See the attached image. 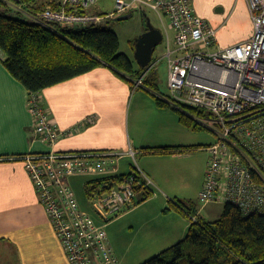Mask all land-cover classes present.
Returning a JSON list of instances; mask_svg holds the SVG:
<instances>
[{"label": "built area", "instance_id": "obj_1", "mask_svg": "<svg viewBox=\"0 0 264 264\" xmlns=\"http://www.w3.org/2000/svg\"><path fill=\"white\" fill-rule=\"evenodd\" d=\"M52 1L59 8H47L38 18L31 17L34 22L74 29L102 25L145 8L156 13L164 27L163 59L173 107L201 126L218 130L216 141L205 148L209 158L200 201L230 203L244 215L264 214V0H245L253 35L226 48H215L217 29L197 14L193 0H113L115 10L107 14L90 12L100 0ZM156 65L152 60L143 70L135 89L144 86ZM28 107L42 142L53 147L67 135L48 118L39 94L29 97ZM189 111H195L196 118ZM21 159L69 263L118 264L105 226L135 206L138 188L153 189L146 173L135 165L130 175L114 177L104 185L108 191L90 199L92 211L103 222L98 225L80 207L69 180L82 175L115 176L112 154L52 152Z\"/></svg>", "mask_w": 264, "mask_h": 264}, {"label": "crops", "instance_id": "obj_2", "mask_svg": "<svg viewBox=\"0 0 264 264\" xmlns=\"http://www.w3.org/2000/svg\"><path fill=\"white\" fill-rule=\"evenodd\" d=\"M193 4L197 14L217 29L215 48L233 46L252 37L254 27L245 0H193ZM4 59L0 51V264H70L21 159L30 154L104 152L112 154L117 174L125 175L138 165L153 181L154 195L105 229L116 225L120 218L142 213L144 225L154 224L155 233L148 235L146 242L152 257L185 239L191 221L166 209L173 199L191 202L174 189L179 184L177 179L181 178L183 185L179 171L213 143L193 144L191 129L180 121L175 109L157 106L158 93L135 89L110 68L101 67L39 93L48 118L61 131L68 132L52 147L37 137L35 119L28 107L29 92L9 73ZM174 146L204 148L173 155L143 153V148ZM128 158L134 164L123 173L121 162ZM207 161L203 158L196 164L199 188L204 183ZM174 194L177 195L172 197ZM140 200L138 194L137 201ZM93 216L96 224H103ZM157 218L158 224L154 223ZM108 241L111 246L110 238ZM113 252L124 258L121 252Z\"/></svg>", "mask_w": 264, "mask_h": 264}, {"label": "trees", "instance_id": "obj_3", "mask_svg": "<svg viewBox=\"0 0 264 264\" xmlns=\"http://www.w3.org/2000/svg\"><path fill=\"white\" fill-rule=\"evenodd\" d=\"M55 3L56 1L49 0V5L45 8V4H39L38 0H0V51L5 55L3 64L26 88L29 95L39 94L47 88L101 67L110 68L135 85L144 69H136L133 61L120 52L119 38L113 30L102 25L62 29L56 25L46 27L32 20L31 17L38 18L49 7L59 8ZM90 12L96 13L93 8ZM79 13L87 11L79 10ZM114 20L117 21V18ZM148 85L155 89L153 91L159 90L155 79L146 78L144 86ZM155 97L157 106L174 108L170 98L165 99L159 95ZM174 109L187 128L201 130V125L193 118ZM200 148H143V153L173 155ZM135 168L134 165L133 170L126 175L75 177L91 178L87 179L84 186L90 201L109 190L104 188L105 184L130 175ZM138 194H141V200L138 202L136 199L135 205L150 199L154 191L150 188H138L137 197ZM170 210L181 213L191 221L187 236L144 264H264V214L244 215L238 207L228 203L225 204L220 219L208 222L198 218V209L194 202L179 199L171 200V206L166 212ZM93 213L91 214L96 216Z\"/></svg>", "mask_w": 264, "mask_h": 264}, {"label": "rangeland", "instance_id": "obj_4", "mask_svg": "<svg viewBox=\"0 0 264 264\" xmlns=\"http://www.w3.org/2000/svg\"><path fill=\"white\" fill-rule=\"evenodd\" d=\"M49 0H38L39 4H45V8L48 7ZM55 6H58L55 3ZM115 10V5L113 0H100L97 5L93 8V11L96 13H111ZM14 12H12V15ZM147 19L150 20L153 27L164 30L161 20L156 15L155 12L150 9L145 8L144 10L134 11L131 13V17L127 20L116 21L114 19H109L102 24L104 28H109L113 30L119 38L120 43V52L126 54L132 61L136 69H139V65L135 58V42L136 40L145 33L147 30ZM108 22V24H107ZM166 41H163L160 45L157 46L153 60L157 62L156 69L149 75L153 76L156 80V83L159 87V90L153 91L152 86H144L140 91L151 90L158 95L167 98L169 96L168 88V65L163 57L166 53ZM135 90V89H134ZM194 118V115L191 111L188 112ZM190 116V115H189ZM191 117V116H190ZM201 130L191 129V141L193 144L197 145H209L216 141L217 136L214 131H218L215 127H210L208 125L200 126ZM204 148V147H203ZM201 148V150H203ZM209 154L207 152L198 153L197 156H194L192 159L188 160L183 169L179 171L180 176H182L183 185L178 180L179 184L174 185V189L177 190L180 195L185 197L184 199H189L194 202L198 209L199 219H203L208 222H213L221 218L223 214V209L225 204H209L205 205L199 199V194L201 188H199V173L196 170V164H200L202 159L207 161ZM208 162V161H207ZM134 164L133 159H126L121 162V171L127 173L130 170V164ZM70 184L74 190L76 199L80 207L86 211L92 212V207L88 201V198L85 193V182L87 178L84 177H74L71 178ZM202 187V186H201ZM178 193V194H179ZM177 194L172 195L175 196ZM94 214V213H93ZM142 213L129 217V218H120L116 225L105 230L108 233V238L111 241V247L113 251H119L124 258H118V264H144L152 256L149 254L147 249L148 235L153 236L155 233L154 224L144 225L143 224ZM97 220V219H96ZM115 221V220H113ZM109 222L107 225L113 223ZM160 222V218L155 219L156 224Z\"/></svg>", "mask_w": 264, "mask_h": 264}, {"label": "water", "instance_id": "obj_5", "mask_svg": "<svg viewBox=\"0 0 264 264\" xmlns=\"http://www.w3.org/2000/svg\"><path fill=\"white\" fill-rule=\"evenodd\" d=\"M131 14L117 18V21L127 20ZM163 42L162 30L153 27L147 19V30L135 42V58L141 69H145L153 60L154 52L158 45Z\"/></svg>", "mask_w": 264, "mask_h": 264}]
</instances>
